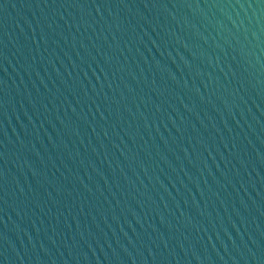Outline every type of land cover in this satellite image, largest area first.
Masks as SVG:
<instances>
[{
    "label": "water",
    "instance_id": "1",
    "mask_svg": "<svg viewBox=\"0 0 264 264\" xmlns=\"http://www.w3.org/2000/svg\"><path fill=\"white\" fill-rule=\"evenodd\" d=\"M0 264H264V0H0Z\"/></svg>",
    "mask_w": 264,
    "mask_h": 264
}]
</instances>
